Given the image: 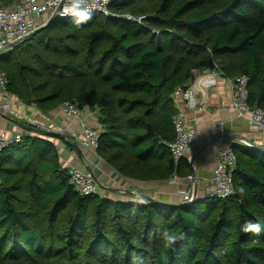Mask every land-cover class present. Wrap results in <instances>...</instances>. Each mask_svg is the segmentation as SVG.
I'll return each instance as SVG.
<instances>
[{
	"label": "trees",
	"instance_id": "trees-1",
	"mask_svg": "<svg viewBox=\"0 0 264 264\" xmlns=\"http://www.w3.org/2000/svg\"><path fill=\"white\" fill-rule=\"evenodd\" d=\"M111 10L79 26L57 18L1 53L9 91L44 111L66 101L96 111L98 154L129 178L190 175L169 148L175 94L214 61L223 77L247 76L250 106L264 109V0H115ZM233 147L234 195L169 207L82 196L51 142L22 138L0 157V264H264V152ZM246 221L260 233L242 232ZM165 229L185 238L168 246Z\"/></svg>",
	"mask_w": 264,
	"mask_h": 264
},
{
	"label": "crops",
	"instance_id": "crops-1",
	"mask_svg": "<svg viewBox=\"0 0 264 264\" xmlns=\"http://www.w3.org/2000/svg\"><path fill=\"white\" fill-rule=\"evenodd\" d=\"M197 78L189 87L194 90V106L184 98L183 92L175 94L177 107L186 115L187 121L196 127L197 133L184 159L193 172L176 175L165 180H137L129 178L103 158L95 156L81 145L83 134L80 122L66 115L61 106L44 111L35 104H26L16 96L11 102L12 111L4 115L0 111V132L9 136L42 138L54 146L62 169L90 167L101 186L104 197L136 201L137 193L173 204H182L190 176L195 177L196 199L209 195L208 184L217 165L219 151L228 144L247 142V147L263 146L264 132L237 117L232 104V92L227 78L217 70L196 72ZM90 125L96 122L84 112ZM19 122L34 129H27ZM41 130V131H40Z\"/></svg>",
	"mask_w": 264,
	"mask_h": 264
},
{
	"label": "built area",
	"instance_id": "built-area-1",
	"mask_svg": "<svg viewBox=\"0 0 264 264\" xmlns=\"http://www.w3.org/2000/svg\"><path fill=\"white\" fill-rule=\"evenodd\" d=\"M115 0H94L95 8L93 14H103L105 16L114 15L111 10V4ZM67 6L66 0H15L13 3L0 9V54L12 50L15 45L25 41L51 20L52 17L68 18L61 16L62 7ZM128 20L142 23L145 15L133 16L126 15ZM232 92V104L237 112V117L246 120L250 126L264 132V109L261 107H252L248 102L249 91L247 76L236 78H227ZM184 98L191 106L194 98V90L188 88L182 90ZM16 96L9 91L8 73L0 68V111L4 115L12 111L11 102ZM195 101V100H194ZM62 111L73 119L80 122L83 139L81 145L89 150L95 156L100 157L98 148L100 146L101 125L99 123L97 112L90 108L81 109L76 103L66 101L61 105ZM84 112H87L96 125H90ZM176 129V139L169 144L173 159L179 162L188 149L192 146L197 129L187 121L183 111H178L174 118ZM22 141L21 136H9L0 132V157L3 151L10 146L19 144ZM247 146V142H241ZM234 144L224 146L218 153L217 165L208 184V193L218 198H227L235 193V183L233 171L236 166L237 156L234 150ZM70 182L75 190L82 196L93 194L101 195V186L98 180L86 169L73 167L69 171ZM193 183L186 188L183 203H191L196 199L195 177L190 176Z\"/></svg>",
	"mask_w": 264,
	"mask_h": 264
},
{
	"label": "clouds",
	"instance_id": "clouds-1",
	"mask_svg": "<svg viewBox=\"0 0 264 264\" xmlns=\"http://www.w3.org/2000/svg\"><path fill=\"white\" fill-rule=\"evenodd\" d=\"M61 3H64V0H61ZM66 3L67 6L62 7L60 11L61 16L72 17V22L77 26L91 20L95 8L94 0H66ZM192 103L194 104L195 101L193 100ZM136 202L147 203V201L140 195L136 196ZM241 231L244 233L259 234L261 231V225L252 221H246L241 226ZM161 237L166 245L171 246L178 241L183 240L185 238V234H176L168 229H165L161 232ZM135 264H143V261L137 257L135 258Z\"/></svg>",
	"mask_w": 264,
	"mask_h": 264
},
{
	"label": "water",
	"instance_id": "water-1",
	"mask_svg": "<svg viewBox=\"0 0 264 264\" xmlns=\"http://www.w3.org/2000/svg\"><path fill=\"white\" fill-rule=\"evenodd\" d=\"M57 18H61V17H57V16H54V17H52L51 18V20L48 22V24L47 25H45L43 28H45V27H47L50 23H52L55 19H57ZM43 28H41V29H43ZM40 29V30H41ZM39 30V31H40ZM38 32V31H37ZM217 68V64L214 62V61H211V64H210V70H215ZM19 125L20 126H22V127H24V128H27V129H34V128H32L31 126H29V125H26V124H23V123H21V122H19ZM41 131V130H40ZM254 148L255 149H257V150H260V151H262V152H264V147L263 146H259V145H257V146H254ZM87 170L96 178V176H95V173H94V171L90 168V167H88L87 166ZM97 179V178H96ZM4 190H7V188L6 187H4ZM134 195H140V196H142L147 202H149V203H151V204H158V205H162V206H169V207H178V206H181V205H186V204H190V203H182V204H173V203H169V202H164V201H161V200H159V199H156V198H154V197H152V196H150V195H147V194H144V193H142V194H140V193H137V194H134ZM135 201V200H134ZM192 203V202H191Z\"/></svg>",
	"mask_w": 264,
	"mask_h": 264
}]
</instances>
